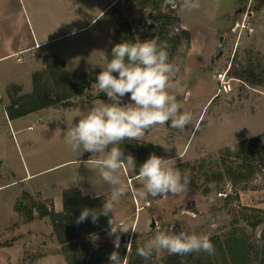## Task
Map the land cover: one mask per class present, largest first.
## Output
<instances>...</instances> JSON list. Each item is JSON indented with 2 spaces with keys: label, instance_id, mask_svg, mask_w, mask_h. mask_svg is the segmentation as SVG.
Segmentation results:
<instances>
[{
  "label": "rangeland",
  "instance_id": "1",
  "mask_svg": "<svg viewBox=\"0 0 264 264\" xmlns=\"http://www.w3.org/2000/svg\"><path fill=\"white\" fill-rule=\"evenodd\" d=\"M107 2L14 0L13 13L24 16L26 31L35 40L45 41L26 53L0 61V184H4L0 188V227L7 221L12 201L13 212L18 202L27 207L33 202L41 203L58 212L62 209L64 189L74 188L79 195L91 199L96 198L97 191L105 196L110 193L99 173L83 163L99 157L74 151L64 133L68 124L77 123V116L85 114L92 105L100 100L109 102L108 98L96 97L100 90L95 78L102 70L99 65L106 63L117 28L128 27L136 40L159 41L162 27L152 16L166 14L178 19L171 20L164 31L176 33V44L169 42L168 52L170 61L180 67L169 91L184 105L183 111L192 114V122L183 131L173 128L171 122L156 125L140 140H126L120 146L126 155L135 158L137 167L152 153L166 159L177 158V167L182 173L190 172L193 184L179 195L141 199L130 193L121 197L114 219L125 220L135 233L131 229L122 233L123 240L115 250L122 258V249L126 254L130 247L135 264H145L136 249L158 230L209 237L218 234L222 238L234 229L238 236H246L251 242V263L256 264L257 257L264 253V220L251 228L246 218H252L257 213L254 210L264 211V163H260L261 154L256 152L254 161L243 166L237 152L241 140L264 134V0H241L237 6L234 0H199L200 7L191 12L163 6V0H117L95 17ZM222 13L227 14L217 15ZM183 23L186 27H182ZM182 29L187 30L188 39ZM16 30L23 31L19 24ZM36 54L35 65L27 68ZM60 70L66 72L67 78L85 80L79 79L84 86L78 93L57 98L56 93L62 91L57 81ZM34 72L42 73L38 84L46 87L50 105L11 116L9 102L32 93ZM129 95L124 97L127 103ZM21 100L28 106V100ZM261 143L264 144V137ZM199 163L202 167L197 170ZM78 177L82 178L79 187L73 185ZM121 179L130 183L132 189L142 190L135 171L123 170ZM213 181L214 190L208 187ZM81 188L87 195L81 193ZM104 195L96 198L98 207H102ZM134 200L139 207L146 202L149 205L136 213ZM82 201L90 205L88 200ZM15 213V222L0 231V248L12 246L8 263L66 264L62 245L48 218H33L35 221L26 230L28 221ZM151 220L154 226H150ZM113 239L106 227L82 240L93 244L92 248L103 245L111 253ZM165 254L154 253L150 264H159ZM102 261L110 264L109 259Z\"/></svg>",
  "mask_w": 264,
  "mask_h": 264
},
{
  "label": "clouds",
  "instance_id": "2",
  "mask_svg": "<svg viewBox=\"0 0 264 264\" xmlns=\"http://www.w3.org/2000/svg\"><path fill=\"white\" fill-rule=\"evenodd\" d=\"M163 6L179 7L182 12H191L198 9L200 3L199 0H163ZM175 35L170 32L169 38ZM170 47L167 40L158 42L157 38L115 44L111 49V59L105 57L106 63L99 65L102 70L95 78L96 87L106 94L109 102L100 100L98 104L92 105L85 114L77 116V123H67L64 133L66 142L74 151L81 154L89 152L99 157L83 163L94 173L98 172L102 181L111 189L107 196L96 192V198L100 195L105 197L102 207H85L76 219V223L80 224L90 217L92 223L96 224L101 215L109 217L108 235L114 238V250L108 257L110 264H127L131 248L127 247V255L123 259L115 249L120 247L122 233H128L130 229L135 233V229L125 220L114 219L116 205L121 197L130 193L141 199L179 195L186 192L191 183L190 172H181L177 167V158L166 159L155 153L139 165L138 178L142 182V190L132 189L130 183L121 179L123 170L133 172L137 167L135 158L126 155L121 148L123 141L140 140L146 131L156 125L171 122L173 128L183 131L192 122V114L183 111L184 105L169 91L173 86L172 81L180 72V67L170 61ZM126 95H129L130 102L122 104ZM90 163L92 167H89ZM81 179H75L73 185L79 187L78 181ZM208 187L214 190L216 183L210 182ZM81 193L87 195L83 188ZM214 251V245L206 234L158 230L143 246L136 249V254L145 264H150L154 253L166 252L168 255L183 257L199 252L212 255Z\"/></svg>",
  "mask_w": 264,
  "mask_h": 264
},
{
  "label": "trees",
  "instance_id": "3",
  "mask_svg": "<svg viewBox=\"0 0 264 264\" xmlns=\"http://www.w3.org/2000/svg\"><path fill=\"white\" fill-rule=\"evenodd\" d=\"M155 22H158L162 27L160 29L159 41L162 42L167 40L168 43L172 42L176 44V40L169 38V34L164 31V27L171 24L172 21L178 19L172 18L166 14H159L152 16ZM182 33L185 38L188 39L189 35L187 30L182 29ZM121 41L135 42L134 32H132L128 27L126 29L117 28L115 33L114 42L111 44L106 56L108 60L111 59V49L112 47L120 43ZM59 67L63 66V61H58ZM61 76H58V83L62 88V91L56 93L58 99H62L73 93H78L82 87V82L75 78L65 77L66 72L60 70ZM83 76H87L83 74ZM31 81L33 83L32 93L23 96L20 99H12L8 104V108L12 111L11 116H19L26 114L30 111L42 108L44 106L50 105L51 98L48 97L46 87L44 85L38 84L41 81L42 73L34 72L31 75ZM83 80V79H81ZM85 81V80H83ZM28 100V106H24V101L21 99ZM264 134L245 138L241 140L238 144V156L241 158V163L243 166H247L249 161H254L255 153L260 155V163H264V144L261 143V138ZM257 148V151L254 149ZM155 152L157 148L153 147ZM209 157V156H208ZM210 159V157H209ZM253 159V160H252ZM197 170H200L202 165L199 163ZM230 171V168H228ZM139 167H136L135 174H138ZM212 176L215 172H211ZM215 177V176H214ZM217 177V176H216ZM215 177V178H216ZM220 178V175L218 176ZM191 183L193 184L192 180ZM207 191V189H205ZM25 195V194H24ZM88 200L90 205H86L82 200ZM62 209L58 212L47 209L44 204L33 202L30 206H26L24 203H15L14 210L20 214L25 221H30L35 217H47L51 225L53 234L56 236L59 244L62 245L64 252V258L66 264H99L102 260H108L110 252L107 251L106 247L103 245H98L92 248L88 241L82 240L87 234H91L95 231L108 227V218L101 215L99 221L93 224L91 218L89 217L85 222L77 224L76 219L80 215L83 208L99 209L97 199H91L87 196H81L78 190L74 188L64 189L61 194ZM257 213L252 217L246 218V223L251 227L255 228L264 220L262 216L264 211L254 210ZM261 213V214H259ZM211 242L214 245V254L209 255L206 252L191 253L186 256L180 257L178 255H168L167 253L160 257L159 264H252L251 254L254 251V247L251 242L248 241L246 236H238L236 231L232 229L228 231L224 237H220L218 234H213L210 236ZM108 244H105L107 246ZM122 254L124 257V251L122 249ZM256 254L257 251H256ZM127 253L125 254V256ZM122 257V258H123ZM131 252L127 256V264H135ZM256 264H264V253L257 257Z\"/></svg>",
  "mask_w": 264,
  "mask_h": 264
},
{
  "label": "crops",
  "instance_id": "4",
  "mask_svg": "<svg viewBox=\"0 0 264 264\" xmlns=\"http://www.w3.org/2000/svg\"><path fill=\"white\" fill-rule=\"evenodd\" d=\"M115 1L117 0H108V2L100 8L98 13L95 15V17L99 16L102 12L106 11ZM241 0H234V6H237V4L240 3ZM244 1H242L243 3ZM245 3V2H244ZM14 11V0H0V61L8 58L13 57L14 55H19L20 53H26L28 50L32 49L34 46H37L44 42L45 40L37 41L26 31V24H25V18L22 14L13 13ZM229 13V12H227ZM227 13L217 14L220 17H224ZM94 17V18H95ZM184 22V21H183ZM16 24H19V27L21 26L22 33H19L18 30H16ZM182 24V27H186ZM35 56H38V54L34 55L27 64V68L32 67L35 65V61L33 60ZM21 57H19L20 59ZM4 184H0V188L3 187ZM15 198V197H14ZM14 200V199H13ZM12 204L11 212L7 218V221L3 223L0 227V231L5 230L11 223H14L16 218L18 217L15 212L12 210ZM60 206V207H59ZM58 206V209H61V202ZM35 219L25 222V225L28 227L34 222ZM12 250V246H8L5 248H0V264H11L8 263L10 261L8 257V251ZM105 261H101L100 264H103Z\"/></svg>",
  "mask_w": 264,
  "mask_h": 264
},
{
  "label": "water",
  "instance_id": "5",
  "mask_svg": "<svg viewBox=\"0 0 264 264\" xmlns=\"http://www.w3.org/2000/svg\"><path fill=\"white\" fill-rule=\"evenodd\" d=\"M221 38H222V36L219 35V37H218V42H219V43H221ZM218 54H220V50L218 51L217 55H218ZM96 97H97V98H100V99H106V98H107L106 94L103 93V92H99V93L97 94ZM127 102H128V99H127V98H123V99H122V103L126 104ZM150 226H154V222H153V220H151V222H150ZM122 240H123V236L121 235V237H120V241H122Z\"/></svg>",
  "mask_w": 264,
  "mask_h": 264
},
{
  "label": "built area",
  "instance_id": "6",
  "mask_svg": "<svg viewBox=\"0 0 264 264\" xmlns=\"http://www.w3.org/2000/svg\"><path fill=\"white\" fill-rule=\"evenodd\" d=\"M134 205H135V211H136V213H137L140 209H142L143 207L149 205V202H146V203L144 204V206H140V207H139V206L137 205V202L134 200Z\"/></svg>",
  "mask_w": 264,
  "mask_h": 264
}]
</instances>
